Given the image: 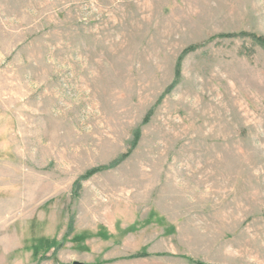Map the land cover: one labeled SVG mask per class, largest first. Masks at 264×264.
<instances>
[{
  "label": "rangeland",
  "instance_id": "374dc122",
  "mask_svg": "<svg viewBox=\"0 0 264 264\" xmlns=\"http://www.w3.org/2000/svg\"><path fill=\"white\" fill-rule=\"evenodd\" d=\"M258 39L264 0H0V264H264Z\"/></svg>",
  "mask_w": 264,
  "mask_h": 264
},
{
  "label": "trees",
  "instance_id": "16d2710c",
  "mask_svg": "<svg viewBox=\"0 0 264 264\" xmlns=\"http://www.w3.org/2000/svg\"><path fill=\"white\" fill-rule=\"evenodd\" d=\"M258 40H259L258 42H260V44H263L262 43L263 39H258ZM180 75H181V70H180V65H179L178 70H177V77H180ZM140 138H141V129L138 128L134 131V137H133V141H132L133 148L137 146V143L140 140ZM125 158H126V156H122V157L118 158L117 160L113 161L112 163H110L109 165H104V166H101L99 168L92 169V170L88 171L84 176H82L78 180L77 185H80L83 181L90 179L93 175H95L97 173L107 171V170H111V169L118 167L124 161ZM142 256L143 255H134L131 258H133V259L134 258H140ZM190 262L194 263V261H190ZM195 264H203V263H197L196 262Z\"/></svg>",
  "mask_w": 264,
  "mask_h": 264
},
{
  "label": "water",
  "instance_id": "95a60500",
  "mask_svg": "<svg viewBox=\"0 0 264 264\" xmlns=\"http://www.w3.org/2000/svg\"><path fill=\"white\" fill-rule=\"evenodd\" d=\"M73 264H81V263L75 262V263H73Z\"/></svg>",
  "mask_w": 264,
  "mask_h": 264
}]
</instances>
